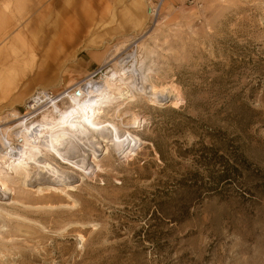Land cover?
Instances as JSON below:
<instances>
[{"label": "rangeland", "instance_id": "1", "mask_svg": "<svg viewBox=\"0 0 264 264\" xmlns=\"http://www.w3.org/2000/svg\"><path fill=\"white\" fill-rule=\"evenodd\" d=\"M76 86L116 143L51 150ZM44 127L0 158V264H264V0H0V156Z\"/></svg>", "mask_w": 264, "mask_h": 264}, {"label": "bare ground", "instance_id": "2", "mask_svg": "<svg viewBox=\"0 0 264 264\" xmlns=\"http://www.w3.org/2000/svg\"><path fill=\"white\" fill-rule=\"evenodd\" d=\"M74 33L75 34H74L73 39L74 38H80L81 35H80V29L79 28L74 30ZM62 34H64V33H62ZM66 37L68 40L67 42L66 41L64 42V40H62V39L60 40L59 38H58V40H56L57 41V48L59 47V48L65 49L66 47H68V46L70 47L72 45V43H73L71 40L72 37L68 36V34ZM114 76H115V74H113L111 78L108 77L105 79V86L102 89H104V90L106 89L105 91H108V92L110 91L112 93L110 96L117 97V98H119V100L125 101L126 97L124 98V94L122 92V89L120 88V85L123 84V81H122V79L120 81L117 80L118 82L114 81ZM117 78H120V77H117ZM91 84L88 85L89 86L88 88H90V89L92 88V90L99 92L100 89H94V85L92 86ZM81 85H83V84H81ZM90 86H92V87H90ZM73 89H70V91H73ZM78 89L83 90L84 97H82V98L76 97L75 98L74 95H72L71 93L68 94V97H69L70 102L72 104L71 106H73V107L71 108V110L69 109L70 111L63 112L64 114L59 113L60 114L58 116L59 119L57 120L58 121L57 123H60L59 124L60 126H58L59 129L55 133L50 132L51 134L48 135V141L47 142H48V145L51 147V150H55V151L59 152L61 150L69 149V146L70 147H73V146L76 147L77 145L75 146L74 144H76L77 142L79 143L80 141H82L81 142L82 144L85 143V145H86V144L90 143L89 142L90 139H95V140H97L96 142H99V140H102L103 143H101V144L106 143L107 142L106 140H110V138L111 139L114 138V139H112L111 143H116L120 139L118 137V135L116 134L117 128H115V126L112 123H108V122H105L104 120L100 119V116L104 113L103 109L107 108V106L103 105L100 99H95L93 103H92V100H90V101L85 100V89L80 88V86H78ZM98 92H97V94H98ZM43 93L45 94V92H43ZM43 93H40V94L43 95ZM100 97H101V95H100ZM102 97H105V96H102ZM120 110L121 109H118L116 111L120 113L121 112ZM126 115L127 114L123 115V112H122V113H120V115H116V117L121 116V118H125ZM60 121H62V122H60ZM32 128L35 129V127H33V126H32ZM45 130H47L46 132H48V128L44 127L43 129L40 130V133L36 134L37 137H35L36 139L34 141H31L29 139L27 141L26 140L27 136H24V139H23L24 144H22L20 149L19 150L13 149L12 153L6 152L3 155L1 154V156H0L1 161L9 163V164H12V163L20 164V163H22L23 165H26V163H24L25 161H23L25 156L22 157L23 154H25L24 152L28 151L31 148H39L40 149L41 146H45L44 145L45 144L44 139L46 136L44 133ZM49 131H50V129H49ZM27 132H28V130H27ZM27 132H26V134H28ZM105 136L108 137V139ZM41 140H43L44 142ZM2 141H3V139H2ZM3 143H4V141H3ZM94 145H95V141L93 143V147H94ZM93 147H91L89 149H93ZM83 151H84V149H83ZM35 152H37V151H35ZM7 156H9L8 159H6ZM37 157H39V156H37ZM13 158H14V160H13ZM28 160L29 159H27V161ZM35 161L37 162V160H35ZM13 166H15V165H13ZM3 167H7V166H3ZM21 167H22L21 170H23L22 171L23 173H28L27 172L29 170L28 167L22 166V165H21ZM51 167H48L46 165L45 166L44 165L38 166L37 170H35V173H38L39 176L41 175L38 179H41V177L45 176V174H48L50 171H54V168L52 167L53 168L52 169ZM15 169H16V166H15Z\"/></svg>", "mask_w": 264, "mask_h": 264}, {"label": "built area", "instance_id": "3", "mask_svg": "<svg viewBox=\"0 0 264 264\" xmlns=\"http://www.w3.org/2000/svg\"><path fill=\"white\" fill-rule=\"evenodd\" d=\"M72 94V95H74V97L76 98H82L83 97V94H84V92H83V90L81 89H78V87H76V88H74L73 89V91H70L69 89L66 91V93L64 94V96H63V100L65 99V100H69V98H68V94ZM74 93V94H73ZM61 99V98H60ZM20 134L18 135V136H16L15 138H14V141H10V143H8L7 141H6V145H7V147H9L10 146V148L11 149H13V148H15V149H19L20 148V146H22V144H24V140H22L20 137Z\"/></svg>", "mask_w": 264, "mask_h": 264}, {"label": "crops", "instance_id": "4", "mask_svg": "<svg viewBox=\"0 0 264 264\" xmlns=\"http://www.w3.org/2000/svg\"><path fill=\"white\" fill-rule=\"evenodd\" d=\"M70 21V20H69ZM77 19H73V21H70L71 23H68L69 25L68 26H64L62 29H60L59 31L61 32V34L60 35H62V33H64V35L65 36H67V34H68V36H70V37H72V45H74V43L76 42V40H78V38H74L73 39V37H74V30H76V29H80V35L82 36L83 34H84V28H82L79 24H77ZM53 33H56L55 31H53ZM80 36V37H81ZM67 38V37H66ZM56 40H58V37H56L55 38ZM54 41V40H52V41H54V42H52L53 43V45L54 44H56V42L57 41ZM55 47V46H54ZM61 50H62V48H61Z\"/></svg>", "mask_w": 264, "mask_h": 264}, {"label": "trees", "instance_id": "5", "mask_svg": "<svg viewBox=\"0 0 264 264\" xmlns=\"http://www.w3.org/2000/svg\"><path fill=\"white\" fill-rule=\"evenodd\" d=\"M226 177H227V175L225 173H223L219 178L224 180Z\"/></svg>", "mask_w": 264, "mask_h": 264}]
</instances>
